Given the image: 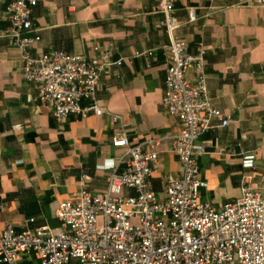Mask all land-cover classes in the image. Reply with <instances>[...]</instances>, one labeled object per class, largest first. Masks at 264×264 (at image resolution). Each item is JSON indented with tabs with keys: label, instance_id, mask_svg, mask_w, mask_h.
<instances>
[{
	"label": "crops",
	"instance_id": "1",
	"mask_svg": "<svg viewBox=\"0 0 264 264\" xmlns=\"http://www.w3.org/2000/svg\"><path fill=\"white\" fill-rule=\"evenodd\" d=\"M250 0H175V35L196 54L207 49L205 71L209 98L229 117L226 127L201 136L203 200L220 209L240 197L243 159L255 163L254 186L264 194V7ZM0 0V229L17 232L62 228L58 205L74 199L81 176L87 189L102 195L110 165L125 150L111 145L113 123L89 114L57 122L37 103V88L22 77L18 50L4 36L9 29ZM158 0H38L32 26L40 37L33 56L51 51L98 56L113 47L112 66L101 78L97 98L108 112L124 118L132 143L161 139L151 147L159 166L150 189L162 195L167 175L180 176L169 138L179 131L177 118L162 109L170 40L156 10ZM199 20L188 24V10ZM86 107L88 101H82ZM20 126L19 131L14 127ZM149 149V148H148ZM123 193L135 195L134 191ZM22 261L21 264H25Z\"/></svg>",
	"mask_w": 264,
	"mask_h": 264
},
{
	"label": "built area",
	"instance_id": "2",
	"mask_svg": "<svg viewBox=\"0 0 264 264\" xmlns=\"http://www.w3.org/2000/svg\"><path fill=\"white\" fill-rule=\"evenodd\" d=\"M37 3L10 0L4 36L20 54L23 79L37 88L38 106L57 122L89 114L108 116L114 126L111 145L125 153L110 165L102 195L92 194L86 187L90 178L81 176L74 199L57 207L55 217L62 228L0 229V264H264V194L254 186L255 163L242 161L248 172L242 176L238 199L216 209L200 196L208 188L198 165L204 151L201 136L216 126L226 127L229 117L209 98L206 47L201 44L190 54L187 43L175 35V0H158L156 6L170 40L164 48L161 106L179 121V131L169 141L181 170L180 176L167 175L162 195L149 185L160 162L151 147L161 139L132 143L124 118L108 112L97 98L105 71L122 64L112 61L113 47L89 58L63 51L33 56L31 50L40 41L32 26ZM247 5L264 7V0ZM198 20L196 9L190 8L188 24ZM82 101L89 105L83 107Z\"/></svg>",
	"mask_w": 264,
	"mask_h": 264
}]
</instances>
